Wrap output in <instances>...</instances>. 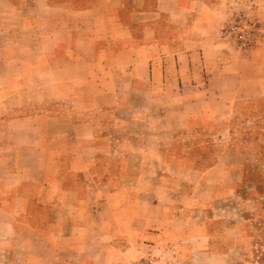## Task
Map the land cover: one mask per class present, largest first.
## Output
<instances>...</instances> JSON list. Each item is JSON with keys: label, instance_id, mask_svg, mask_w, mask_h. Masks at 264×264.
I'll use <instances>...</instances> for the list:
<instances>
[{"label": "crops", "instance_id": "1", "mask_svg": "<svg viewBox=\"0 0 264 264\" xmlns=\"http://www.w3.org/2000/svg\"><path fill=\"white\" fill-rule=\"evenodd\" d=\"M240 12L264 27V0H0L6 264L241 262L236 174L172 150L264 104V43L221 35Z\"/></svg>", "mask_w": 264, "mask_h": 264}, {"label": "rangeland", "instance_id": "2", "mask_svg": "<svg viewBox=\"0 0 264 264\" xmlns=\"http://www.w3.org/2000/svg\"><path fill=\"white\" fill-rule=\"evenodd\" d=\"M73 1L80 4L81 0ZM9 88L10 85H0L1 92ZM15 103L16 100L0 99V108L6 111ZM66 106V111H73V103ZM172 150L187 158L190 165L209 168L220 160L232 175L236 174V197L221 203L220 210L226 218L230 207L242 213L243 253L239 264H264V104L260 108L244 106L216 122L197 124L176 135ZM100 219L106 220L103 214ZM3 258L0 253V264H6ZM153 258L158 260L153 256L140 260Z\"/></svg>", "mask_w": 264, "mask_h": 264}, {"label": "built area", "instance_id": "3", "mask_svg": "<svg viewBox=\"0 0 264 264\" xmlns=\"http://www.w3.org/2000/svg\"><path fill=\"white\" fill-rule=\"evenodd\" d=\"M222 38L243 54H249L264 43V27L252 13L240 12L222 29ZM134 264H159L155 258L140 260Z\"/></svg>", "mask_w": 264, "mask_h": 264}]
</instances>
